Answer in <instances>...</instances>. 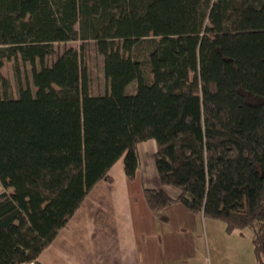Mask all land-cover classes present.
I'll return each instance as SVG.
<instances>
[{
    "label": "trees",
    "instance_id": "16d2710c",
    "mask_svg": "<svg viewBox=\"0 0 264 264\" xmlns=\"http://www.w3.org/2000/svg\"><path fill=\"white\" fill-rule=\"evenodd\" d=\"M6 63L30 68L15 100ZM146 141L160 184L179 192L144 190L149 211L164 220L180 204L248 232L264 264V0H0V185L12 190L0 192V264H38L117 161L134 179Z\"/></svg>",
    "mask_w": 264,
    "mask_h": 264
},
{
    "label": "crops",
    "instance_id": "0c3cea01",
    "mask_svg": "<svg viewBox=\"0 0 264 264\" xmlns=\"http://www.w3.org/2000/svg\"><path fill=\"white\" fill-rule=\"evenodd\" d=\"M139 167L132 181L120 159L110 169L111 182L100 181L81 207L41 252L38 264H255L249 234H227L222 224L204 220L174 204L157 219L144 190H162L176 200L179 192L160 184L156 144L137 145ZM101 213V227L94 223Z\"/></svg>",
    "mask_w": 264,
    "mask_h": 264
},
{
    "label": "rangeland",
    "instance_id": "374dc122",
    "mask_svg": "<svg viewBox=\"0 0 264 264\" xmlns=\"http://www.w3.org/2000/svg\"><path fill=\"white\" fill-rule=\"evenodd\" d=\"M80 47L79 42H72L66 44H56L54 49L57 55H60L64 49L72 48L78 50ZM86 49V67L88 70V76L91 84V94L93 96H101L104 94L107 85L103 73V58L97 54L94 44L90 43L87 45ZM55 60L53 58L51 61ZM16 66V67H15ZM15 67V68H14ZM16 69V71H15ZM1 75L4 78L7 88L2 90V94L8 99H17L18 88L25 85H31L30 68L28 65L21 64H4ZM135 83H132L128 89V94H133L135 91ZM0 192H6L8 194L12 193L11 189H4L0 185ZM217 222V221H213ZM221 224V222H217ZM245 234H249L246 232Z\"/></svg>",
    "mask_w": 264,
    "mask_h": 264
}]
</instances>
